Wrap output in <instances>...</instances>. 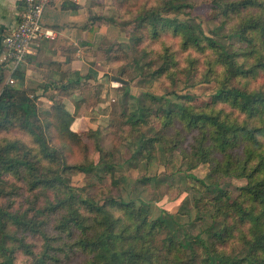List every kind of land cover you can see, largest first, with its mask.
I'll return each instance as SVG.
<instances>
[{
	"label": "trees",
	"instance_id": "16d2710c",
	"mask_svg": "<svg viewBox=\"0 0 264 264\" xmlns=\"http://www.w3.org/2000/svg\"><path fill=\"white\" fill-rule=\"evenodd\" d=\"M141 1L111 0V5L122 11L125 4ZM207 2L222 35L212 30L206 34L199 23L178 18L189 16L193 0H145L134 13L135 4L128 5L126 14L134 15L143 34L134 40L135 46L170 34L178 39L181 52L188 53L186 67L180 69L175 53L162 44L161 65L154 75L175 81L180 73L187 81L192 79V85L208 83L212 88L204 106L193 105L189 95L173 91L175 101H164L156 109L137 108L124 125L134 160H151L173 125L183 130H175L176 138L181 132L191 135L187 149H179L177 142L175 147L184 158L209 165L211 184L201 185L216 192L210 199H195L194 209L220 222L210 244L190 233L183 243L177 241L166 220L150 219L143 205L83 197L82 189L70 184L69 175L112 172L113 166L99 142L94 152H99L100 161H88L93 153L82 136L96 131L71 129L76 115L64 100L75 88L70 84L59 88L42 128L39 120H31L36 117L38 97L30 98L33 91L21 85H6L8 70L0 64V130L26 131L38 149L30 156L16 142H0V264H264V0ZM91 20L105 21L100 16ZM13 76L20 84L22 71ZM116 79L125 82L121 87L129 95V81ZM151 122L159 124L153 138L141 133ZM49 133V139L57 137L69 147L76 146L83 161L69 164L64 146L48 144ZM2 176L21 182L29 197L22 193V202L7 198L4 186L9 183ZM223 178L244 179L246 184L232 197L219 188Z\"/></svg>",
	"mask_w": 264,
	"mask_h": 264
},
{
	"label": "rangeland",
	"instance_id": "374dc122",
	"mask_svg": "<svg viewBox=\"0 0 264 264\" xmlns=\"http://www.w3.org/2000/svg\"><path fill=\"white\" fill-rule=\"evenodd\" d=\"M193 1L194 6L189 16L186 18L180 15L178 18L191 19L192 22L199 23L206 34L212 30L222 35L217 22L212 19L207 0ZM141 2L125 4V10L123 8L122 11L110 2V8L105 11L103 18L105 25L110 26L108 30L110 39L101 42L95 59L101 63L99 68L105 72L104 83L99 85L95 81L87 82L86 79L75 86L77 83L74 82L75 76H71L73 78L67 83L75 88L73 92L71 91L72 95L75 91L89 94V97L77 101L70 96L67 98L70 102L65 103L66 108L76 115L72 125L74 132L87 134L90 130L96 131L95 135L82 136L83 143L89 145L90 153H93L88 161L93 164L100 161L99 152H94L95 145L99 142L103 149L109 152L107 160L113 166V170L112 172L95 170L87 175L73 174L69 175L68 180L72 186L82 189L83 197L93 196L100 203L113 199L116 202L124 200L137 206L143 205L148 209L150 219L162 216L166 220L177 241L183 243L184 235L190 233L199 235L209 245L210 235L219 228L220 222L214 221L209 213L197 214L194 201L202 196L210 199L216 189L210 187L206 191L201 185V182L205 185L211 184V180L207 178L209 165L197 164L195 158H184L180 153V148L185 150L189 147L191 135L181 132V136L176 138L175 130H183L179 125H173L164 134L165 141L156 145V154L151 160H134L131 157L129 129L124 125V119L130 112L146 106L156 109L164 101L166 103L170 100L175 101V97L170 93L173 91L178 95H189L193 105L204 106L210 102L212 88L208 83L192 85L193 80L187 81L180 73L177 74L175 81H170L165 75L159 77L154 75L153 72H156L161 65L159 54L163 48L162 44L168 45L170 51L175 53V60L180 69L186 67L185 57L188 53L181 52L178 39L170 34L162 37L160 41L150 42L145 39L141 45L135 46L134 40L143 34L136 28L134 15L126 14V8L135 4L133 6L136 7L132 8L134 13ZM105 31L107 33V30ZM116 78L129 81V95H125L122 84ZM17 82L16 80L12 87L20 86ZM54 91L55 93L44 96L43 100H40V96L34 92H29L30 98L38 97L34 101L36 117L31 120H39L37 124L42 128L59 88L56 87ZM148 94L159 100L151 101ZM122 113H125V117L121 115ZM81 116H85V125ZM157 124L158 122L149 123L141 128V133L153 138L155 130L159 127ZM34 132L37 133V129L34 128ZM50 135L51 133L47 134L48 144L57 149L64 146L69 164L83 161V154L76 146L69 147L57 137L49 139ZM3 141H13L17 145H22L30 151V156L36 154L35 150L38 151L32 136L15 127L0 130V142ZM175 142L178 143L179 149H176ZM2 179L9 183V186H4V192L9 193L6 195L7 198L22 202V193L26 198L29 197L21 182L11 176H2ZM245 184L244 179L223 178L219 181V188L229 191L232 197H235L238 193L237 189Z\"/></svg>",
	"mask_w": 264,
	"mask_h": 264
},
{
	"label": "crops",
	"instance_id": "0c3cea01",
	"mask_svg": "<svg viewBox=\"0 0 264 264\" xmlns=\"http://www.w3.org/2000/svg\"><path fill=\"white\" fill-rule=\"evenodd\" d=\"M110 2L111 0H55L47 5L43 10L41 23L44 27L55 30L56 38L40 40L35 44L34 54L20 67L21 87L32 90L43 100L44 96L55 93L56 87L69 83L73 78L71 76H75L74 82H78L75 86L86 81V78H82L85 75L89 76L87 82L103 84L105 72L99 68L101 63L95 59L101 42L110 39V26L92 22L91 19L94 16L103 18L105 11L110 8ZM21 9L20 0H0V59L1 40L16 26ZM71 97L77 101L89 97V94L75 91ZM64 102L70 101L65 99ZM84 117H80L83 124Z\"/></svg>",
	"mask_w": 264,
	"mask_h": 264
},
{
	"label": "built area",
	"instance_id": "2783aa9c",
	"mask_svg": "<svg viewBox=\"0 0 264 264\" xmlns=\"http://www.w3.org/2000/svg\"><path fill=\"white\" fill-rule=\"evenodd\" d=\"M21 11L17 24L2 40L0 64H5L8 76L5 84L13 86L14 72L20 69L27 58L34 54V46L40 40H54L55 30L41 23L43 10L55 0H20Z\"/></svg>",
	"mask_w": 264,
	"mask_h": 264
},
{
	"label": "water",
	"instance_id": "95a60500",
	"mask_svg": "<svg viewBox=\"0 0 264 264\" xmlns=\"http://www.w3.org/2000/svg\"><path fill=\"white\" fill-rule=\"evenodd\" d=\"M118 82H120L122 85L125 84L124 81L120 80V79H116Z\"/></svg>",
	"mask_w": 264,
	"mask_h": 264
}]
</instances>
